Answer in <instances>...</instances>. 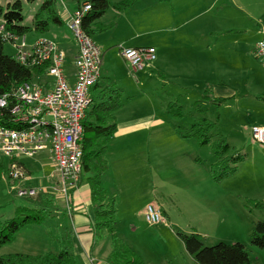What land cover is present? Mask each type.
<instances>
[{
	"label": "rangeland",
	"instance_id": "rangeland-1",
	"mask_svg": "<svg viewBox=\"0 0 264 264\" xmlns=\"http://www.w3.org/2000/svg\"><path fill=\"white\" fill-rule=\"evenodd\" d=\"M41 1L37 0L35 4L24 3L23 15L26 17L24 23H30L33 12ZM61 3L63 2H60L59 10L63 8ZM64 4L70 12L73 11L70 6L75 5L74 3ZM261 27L264 29V26ZM24 37L27 46H32L36 40L46 39L54 42L61 49H64V45L67 49L69 45L66 42L67 39L70 43L74 39L67 24L64 26L50 25L46 34L30 31ZM95 42L100 45L101 41L95 38ZM110 50L113 52H109ZM110 50L101 51L103 58L99 71L102 76L111 72L117 77L122 73L123 62L120 59L119 49L114 47ZM3 51L13 58L16 54V49L9 41L5 42ZM71 59L68 58V60ZM254 59L259 63L255 65L261 77L259 95H257L261 96L257 99L238 97V103L232 100L216 107L206 102V105L201 103L199 107L197 106L198 108L195 107V110L190 107L185 111L186 107L177 104L184 114L182 118L177 119L167 112L168 115L164 116L168 119L162 124H157L152 134L140 132L138 136L128 139V142H133L126 145L128 149L122 152L115 151L114 159H110L111 163L107 159L108 151H105L104 157L112 166L105 179L113 185L111 188L115 189L107 191L109 199L115 196L114 205L117 211L118 224L115 227L117 235L112 233L117 240L114 245L129 249L139 259L149 262L148 264H187L188 256L177 233L190 235L196 232L200 234L205 246L218 243L243 244L252 264H264V250L251 246L249 238L255 223L254 219L264 218V209L253 206L255 203L264 202V187L262 186L264 184V147L254 144L251 140L253 127L258 124L264 126V97L262 98L264 95V66L258 59L255 57ZM43 78L42 81L46 77L43 76ZM46 80L53 82L50 77ZM102 81L106 80L102 79ZM245 82L251 84L253 80L246 79ZM257 89L258 84L254 89L246 88V91L254 94ZM135 90L129 93L134 94ZM173 102L177 103L176 100ZM259 108L262 111L259 112ZM198 109L202 111L199 112ZM191 114L194 116V122L190 121ZM201 119L210 122L216 120V127L209 134L208 144L199 146L197 141L199 139L179 138L180 135L190 134L191 124ZM219 140H225L229 147L227 157L240 155L242 160L236 164V171L232 175L215 181L211 174V166L217 161L213 147ZM193 158L203 164L202 168H195L196 170L192 168ZM21 163L27 171L28 180L25 181L26 186L19 181L15 182L16 186L29 189L30 181L32 189L39 193L57 192L50 187V184L55 187L53 182L56 181L53 178V160L47 152L38 153L33 158L22 159ZM122 165H126L124 169H120ZM10 166L11 161L0 156V225L10 219H14L15 222L22 221L29 214L26 209L32 207L27 202V197H18L11 193L14 184L8 178ZM115 167L119 173L123 174L124 183L122 184L115 185L117 183L113 178ZM85 176L86 174L83 175L84 178ZM152 179L157 182L158 192H162L164 198L171 200L172 203L176 201V207L179 209L172 211L169 215L171 204L167 203L170 222L167 226L150 227L144 219L143 210L152 190ZM78 189L77 185L74 190L78 191ZM58 195H61L65 202L69 199V196L66 199L60 191ZM56 199L60 200L58 196ZM66 218L61 217L59 222L62 226L68 225L69 219ZM57 224L56 216L44 218L38 223L29 221L15 234V239L11 243L0 248V256L57 253L59 251L58 239L63 231L57 227ZM70 227L72 228L71 224ZM97 235H104V241L101 243L108 248L107 244L111 240L110 231L101 229ZM151 243L157 246L152 247ZM169 245L173 247L169 249ZM88 256H90L88 258L90 263V258L95 257ZM94 260L95 264L99 263L97 259Z\"/></svg>",
	"mask_w": 264,
	"mask_h": 264
},
{
	"label": "crops",
	"instance_id": "crops-1",
	"mask_svg": "<svg viewBox=\"0 0 264 264\" xmlns=\"http://www.w3.org/2000/svg\"><path fill=\"white\" fill-rule=\"evenodd\" d=\"M121 1L123 0H115L111 4ZM70 8L72 12L67 8L58 10L63 21L62 26L67 24L77 7L72 5ZM95 25L92 29L97 30V33L92 39L94 42L95 38L100 39V45H96L101 51H108L114 47L118 49L119 45L129 48L152 47L156 51L155 62L136 72H133L120 56L123 62L121 75L115 77L111 72L105 73L104 76L100 74L96 83L97 89L90 91L91 98L106 88L110 89L109 86H115L122 91V107L113 114L116 130L106 150L110 163V159L113 160L115 157V151L122 152L128 149L126 145L133 142H128V139L138 136L140 132L152 134L157 124H162L168 119L166 108L173 100H176L178 105L186 107L185 111L190 107L195 110L207 87H210L213 98L234 100L236 103L239 102L238 97L255 100L261 96H257L261 77L257 73L255 64L258 62L254 59L253 47L260 39L261 26H264V0H139L122 12L108 9ZM66 42L69 44L67 49L65 45L64 49L58 48L65 55L63 71L68 84L72 85L75 80L73 61L77 56V46L74 39L71 43L69 39ZM102 58L103 54L101 64ZM37 79L41 80V77ZM46 79L47 77L43 82H46ZM246 79H252L253 82L244 83ZM257 84L258 89L254 94L246 91V88H256ZM132 90L136 92L130 94ZM260 111L262 110L259 108ZM193 114L190 115V121L194 122ZM154 142L157 143L156 140ZM110 163L100 181L105 191L115 190L105 179L108 171L112 169ZM125 166H120V169H124ZM191 166L196 170L195 168H202L203 164L193 158ZM89 176L90 174H86L83 178L78 191L73 190L75 195L71 204L65 202L59 193L52 192L55 199L56 196L60 198L56 199L60 207L56 215L57 227L71 229L73 252L80 264H90L88 255L95 257L98 264H107L112 252V233L117 235L115 227L118 221L116 220L114 231H110L111 240L107 244L108 248H105L101 243L104 241V235L95 236L97 228L87 184ZM113 178L117 182L115 185L124 183L123 174L118 172L117 167L114 168ZM29 183V188H32V183L30 181ZM53 183L55 187L53 184H50V187L56 190V182ZM152 183L146 205L149 203L159 205L168 220L165 225L167 226L169 222L167 203L171 204L169 215L179 209L176 207V201L172 203L171 200L164 198L162 192H158L156 181L153 180ZM22 184L26 186L25 182ZM262 186L264 187V184ZM62 216L68 217V225L62 226L59 222ZM254 221L264 222V218L259 217ZM196 235L201 238L200 234ZM150 246L157 245L151 243ZM168 247L170 249L173 246ZM186 255L187 264H196L187 252ZM140 260L143 264L149 263L141 258Z\"/></svg>",
	"mask_w": 264,
	"mask_h": 264
},
{
	"label": "trees",
	"instance_id": "trees-1",
	"mask_svg": "<svg viewBox=\"0 0 264 264\" xmlns=\"http://www.w3.org/2000/svg\"><path fill=\"white\" fill-rule=\"evenodd\" d=\"M138 1L123 0L111 4V0H42L33 12L30 23H24L26 19L25 15H23L24 3L35 4L37 0H0V23H3L5 32L18 36L26 35L30 31L46 34L49 31L50 25H63V21L58 13L60 2L74 3L77 7L76 9H79L84 4H88L90 10L82 18L81 27L88 36L93 38L97 30L92 29V26L95 25V22L108 9L112 8L122 12L131 8ZM4 39L3 34H0V96L12 92L24 83L32 82L35 78L41 77V80L37 79L36 81L42 83V76H44L46 67L26 68L20 65L13 57L4 53L3 47L6 42ZM109 88H106L100 94L97 93L96 97H90V105L81 122L83 128L81 141L83 157L82 172L79 176L78 186L83 181V175L90 174L87 178V184L94 209V221L97 233L101 229L112 231L116 223L114 198L109 199L107 191L101 187L100 182L102 175L108 170L104 153L107 150L108 144L113 139L116 130V121L113 114L122 107L121 89L115 86H109ZM92 89H97L96 84ZM226 101L228 100L213 98L210 87H207L202 99L197 102L196 106L209 102L216 107ZM167 106V112L173 117L177 119L183 117V113L177 103L173 102ZM198 110L200 111V109ZM2 112L3 115H0V125L9 128L15 127L7 123L9 122L7 120L9 117L7 109ZM215 127L216 120L215 122H210L201 119L192 124L190 134L181 135V137L199 139L197 140L198 144L202 146L209 143V134ZM228 150L229 147L225 140H219L213 147L217 161L211 166V174L215 181L232 175L236 171V164L242 160L240 155L227 157ZM74 195L75 192L71 190L68 204H71ZM27 202L32 207L26 209L29 214L22 221L15 222L14 219H10L0 225V248L11 243L15 239V234L29 221L38 223L44 218L55 217L60 211V207L56 203L55 194L49 192H40L35 198H27ZM253 206L264 209V202L255 203ZM30 212H33V214H30ZM97 233L95 236H98ZM177 237L182 242L185 251L196 264H252L246 247L243 244L218 243L213 246H205L202 239L196 234L177 233ZM249 238L251 246L264 250L263 221H256L253 224ZM116 241V237L112 235V252L107 264H143L129 249H123V247L114 245ZM58 245L59 251L57 253L0 256V264H80L73 252L72 231L70 228H63L58 239Z\"/></svg>",
	"mask_w": 264,
	"mask_h": 264
},
{
	"label": "built area",
	"instance_id": "built-area-1",
	"mask_svg": "<svg viewBox=\"0 0 264 264\" xmlns=\"http://www.w3.org/2000/svg\"><path fill=\"white\" fill-rule=\"evenodd\" d=\"M61 4L66 10L64 3ZM89 10L88 4L82 5L67 22L77 46L72 85L68 84L63 71L65 55L54 42L42 39L27 46L24 35L5 32L3 23H0V34L16 49L15 61L26 68L45 66L43 75L53 79L52 83L48 80L39 83L35 78L0 96V115L7 109V123L15 126L0 125V156L11 161L8 178L14 184L12 193L18 197L35 198L39 194L32 188L16 186L15 182L28 180L21 160L33 158L41 152H47L53 160L57 192L60 191L67 199L70 191L77 188L83 157L81 122L91 102L90 90L99 79L101 64L100 48L81 27L82 18ZM259 34L260 39L255 43L253 53L264 66V29H260ZM118 49L133 72L156 60V51L152 47L119 45ZM251 140L264 147V127H253ZM144 219L150 227L167 224V219L155 203L145 206ZM90 264H95L93 258Z\"/></svg>",
	"mask_w": 264,
	"mask_h": 264
}]
</instances>
